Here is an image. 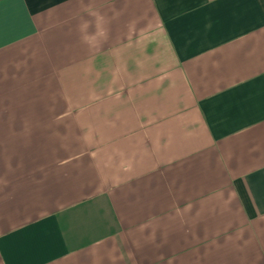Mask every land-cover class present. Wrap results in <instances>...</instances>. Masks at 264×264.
Segmentation results:
<instances>
[{"label": "crops", "instance_id": "1", "mask_svg": "<svg viewBox=\"0 0 264 264\" xmlns=\"http://www.w3.org/2000/svg\"><path fill=\"white\" fill-rule=\"evenodd\" d=\"M4 12L0 264H264V0Z\"/></svg>", "mask_w": 264, "mask_h": 264}, {"label": "snow or ice", "instance_id": "2", "mask_svg": "<svg viewBox=\"0 0 264 264\" xmlns=\"http://www.w3.org/2000/svg\"><path fill=\"white\" fill-rule=\"evenodd\" d=\"M20 0H0V34L3 32L4 21H5V5L16 3L18 4Z\"/></svg>", "mask_w": 264, "mask_h": 264}, {"label": "clouds", "instance_id": "3", "mask_svg": "<svg viewBox=\"0 0 264 264\" xmlns=\"http://www.w3.org/2000/svg\"><path fill=\"white\" fill-rule=\"evenodd\" d=\"M85 27H88V25L86 24ZM99 35H105V33L100 32ZM85 39H86V42H87L88 41V37H86Z\"/></svg>", "mask_w": 264, "mask_h": 264}]
</instances>
